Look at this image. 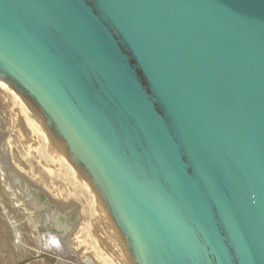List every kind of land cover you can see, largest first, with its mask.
I'll use <instances>...</instances> for the list:
<instances>
[{
	"label": "water",
	"instance_id": "1",
	"mask_svg": "<svg viewBox=\"0 0 264 264\" xmlns=\"http://www.w3.org/2000/svg\"><path fill=\"white\" fill-rule=\"evenodd\" d=\"M0 82L123 264H264V0H0Z\"/></svg>",
	"mask_w": 264,
	"mask_h": 264
},
{
	"label": "rangeland",
	"instance_id": "2",
	"mask_svg": "<svg viewBox=\"0 0 264 264\" xmlns=\"http://www.w3.org/2000/svg\"><path fill=\"white\" fill-rule=\"evenodd\" d=\"M49 146L0 84V264H123L90 196Z\"/></svg>",
	"mask_w": 264,
	"mask_h": 264
},
{
	"label": "bare ground",
	"instance_id": "3",
	"mask_svg": "<svg viewBox=\"0 0 264 264\" xmlns=\"http://www.w3.org/2000/svg\"><path fill=\"white\" fill-rule=\"evenodd\" d=\"M0 84H1V82H0ZM38 131V130H37ZM50 147V146H49ZM58 224V223H57ZM59 227H60V225H58ZM60 228H61V230H60ZM60 228H57V230L58 231H56L55 233L57 234V235H59V234H63L64 233V235H62V236H65L66 237V232H65V227L64 226H61ZM68 233V232H67ZM55 234V235H56ZM66 234V235H65ZM61 236V237H62ZM61 243H63V241H61ZM64 244V243H63ZM63 252H65V253H71V254H74V251H73V249L72 248H70V247H68V245L65 243V245H63V248L61 249ZM89 262V264H99L100 262L98 261H88ZM113 262V261H112ZM102 263V262H101ZM118 263V262H117Z\"/></svg>",
	"mask_w": 264,
	"mask_h": 264
}]
</instances>
